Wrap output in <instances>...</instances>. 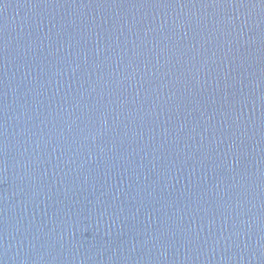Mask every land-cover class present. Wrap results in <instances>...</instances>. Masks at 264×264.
Listing matches in <instances>:
<instances>
[{"label": "water", "instance_id": "water-1", "mask_svg": "<svg viewBox=\"0 0 264 264\" xmlns=\"http://www.w3.org/2000/svg\"><path fill=\"white\" fill-rule=\"evenodd\" d=\"M0 264H264V0H0Z\"/></svg>", "mask_w": 264, "mask_h": 264}]
</instances>
